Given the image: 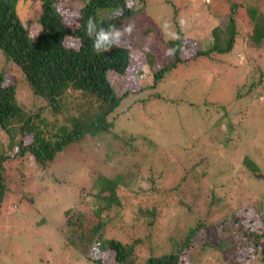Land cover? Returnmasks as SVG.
<instances>
[{
  "label": "rangeland",
  "instance_id": "rangeland-1",
  "mask_svg": "<svg viewBox=\"0 0 264 264\" xmlns=\"http://www.w3.org/2000/svg\"><path fill=\"white\" fill-rule=\"evenodd\" d=\"M82 1H58V8L63 10V20L69 26L77 24L76 7ZM125 1L128 6L133 5V12L128 17H121L118 29L130 27L131 31L123 32L118 44L130 48L131 59L125 74L110 71L108 79L118 94L126 90L128 94L107 115L111 123L110 131L101 135L99 140L81 139L71 143L43 168L30 157L8 163L12 164L11 167L18 166L21 171L8 165L4 170L8 180L0 210V264H97L94 261L97 259L101 264H120L115 260L113 250L109 249L99 256L96 245L88 247L90 238L87 241L77 239L74 246L68 245L59 237L57 229L63 220L62 208L82 199L78 195L80 187L84 186V193L89 189L90 194L97 195L101 193L102 177L110 178L122 171L124 166L134 172L136 167H154L153 178L157 181L154 195L148 202L149 211L152 213L154 209L156 214L155 221L150 228L142 223L139 225L142 237L149 234L157 238L150 243V248L149 243L137 244L139 246L134 254L128 256L124 264H133L134 261L140 264L150 252L154 255L170 253L172 247L166 240L180 237L182 242L190 228L198 222L204 225L192 238L194 245L189 249L194 264H228L234 258L227 255L226 250H216L217 244L235 243L241 247L236 239L241 238L242 230L239 229L237 235L235 225L228 224L224 233L220 226L232 210L245 207L249 213L247 216L256 215L254 207H246L263 198L253 197L264 195V168L262 172L254 173L242 163L243 156L256 153V147L264 141V45L259 49L246 47L242 40L250 28L246 6L253 0ZM233 3H238L235 11L229 6ZM259 4L264 10V0ZM18 5V14L28 35L36 37L40 27L37 22L39 1L19 0ZM229 13L236 18L237 27L231 51L195 56L191 61L179 63L166 72L164 81L152 87L151 81L156 72L176 58L167 43L168 39L181 36L180 42L182 40L185 44L183 48L187 47L182 52L185 57L193 55L195 50L209 51L214 47V41L224 47L228 39L224 29ZM108 14L109 11L105 10L104 15ZM64 43L77 47L78 39L67 36ZM148 51L154 56L153 63H150ZM5 64V58L0 53V70ZM9 64L6 78L16 81L18 71L13 63ZM67 89L61 101L69 115L86 121L102 111L96 97L73 87ZM17 93L18 100L28 110L37 103L25 86H19ZM235 96L239 98L234 102ZM166 98L183 101L174 104ZM240 107L250 109L249 118L246 120L241 116L238 128L233 126L229 130L225 127L226 120L222 119L226 113L230 114L231 108L235 111L231 113L234 118ZM45 116L51 118L49 111L45 112ZM208 129L212 131L208 144L215 146L219 160L215 152L208 157V169L202 176V184L189 181L190 190L173 189L172 186L186 173L181 164L183 160L179 161L177 156L180 151L174 149V144H188L196 137V132L199 134ZM113 134L121 136L115 139ZM127 137L133 138V147L124 142ZM5 138L0 133V142H6ZM107 144L118 149H112L114 154L109 159L105 153ZM139 148L143 149L141 156H132L138 153ZM223 149L228 151L227 155H219V150ZM146 152L149 156L144 155ZM254 159L263 164L264 153L259 150ZM138 161H142L143 166L138 167ZM172 161L175 164L171 165L177 173L172 177L168 173L167 179L161 182L162 173L168 172L171 167L169 162ZM147 188L148 183L136 190ZM183 192L186 202L180 204L176 200ZM217 198L222 199L221 204L212 205V199L214 202ZM89 200L93 198L89 197ZM242 215L238 216L240 222ZM249 223L252 230H259L262 225L260 221ZM233 257H239V253L236 251ZM258 257L264 264L263 251H259Z\"/></svg>",
  "mask_w": 264,
  "mask_h": 264
},
{
  "label": "trees",
  "instance_id": "trees-1",
  "mask_svg": "<svg viewBox=\"0 0 264 264\" xmlns=\"http://www.w3.org/2000/svg\"><path fill=\"white\" fill-rule=\"evenodd\" d=\"M38 1L40 13L37 22L40 27L38 35L32 38L28 35L18 14L19 0H0V53L6 61L0 70V133L6 137V142H0V210L8 180L4 175V170L10 161L30 157L43 168L47 162L53 160L59 152H62L71 143L81 139L99 140L101 135L110 131L111 123L107 120V115L114 111L125 95L128 94L127 90L118 94L110 84L108 74L110 71L125 74L132 54L130 48L116 44L113 40L114 44L111 47L97 52L93 47L96 34L94 32L91 37L88 36L86 26L91 17L96 22L97 31L100 28L107 29L109 25H114L118 29L121 17L130 16L133 12V5L128 6L125 0H83L82 4L76 7L78 12L77 24L69 26L63 20V10L58 8L59 0ZM259 1L253 0L251 4L246 6L250 28L242 37L246 47L255 49L262 48L264 45V10L260 9ZM237 4L229 5L232 11H235ZM105 10L109 11L108 15H104ZM123 11H125L124 15H122ZM224 30L228 36L224 47L218 46L214 41V47L210 48L209 51L195 50L193 55L189 57L182 54L187 47L183 48L185 44L182 40V43L180 42L181 36L168 39L167 43L176 58L156 72L151 81L152 87H156L161 81H164L166 72L179 63L191 61L195 56L210 55L214 52L225 54L231 51L237 34L236 18L232 13ZM67 36L78 39V46L66 45L64 40ZM147 53L150 54V57L146 54L150 63H153L155 61L154 56L150 51ZM9 62L13 63L18 71L16 81L6 78L5 71L10 68ZM22 85L28 89L34 101L37 100V103L32 105L30 110L18 100L17 92L19 86ZM68 87H73L96 97L101 103L102 111L94 118L86 121L69 115L61 101ZM238 98L235 96L233 101H237ZM166 99L173 101V98ZM182 101L175 98L173 102L178 104ZM240 108L238 110L240 112L234 115L235 119L231 115L232 108L230 114L224 115L222 121L226 120L225 127L229 130L233 126L238 128L241 116L248 120L250 109ZM47 111H49L51 118L48 116L46 118L45 112ZM120 136L113 134L115 139L120 138ZM194 136L196 137L188 144H174V149L180 151L177 156L179 161L180 159L183 160L181 164L186 168V173L172 186L173 189L190 190L192 186L187 185L189 181L196 185L202 184L204 181L202 176L208 169V157L212 155V152H215L219 160L215 146L208 144L212 137L211 129L203 133L201 131L199 134L196 132ZM126 139L128 140L124 139V142L129 147H133V138L127 137ZM116 141L118 142V140ZM144 143L149 144L150 142L147 140ZM112 149L118 150L107 144L106 158L112 157L114 154ZM142 150L139 148L138 153L132 156L138 157ZM220 150L219 155L220 153L228 154L227 150ZM255 150L257 155L253 152V154L243 156L242 163L248 170L259 173L263 171L264 163H258L254 158L258 156L259 150L264 153V141H260ZM144 155L149 156V153L146 152ZM136 164L139 167L143 166L144 163L138 161ZM171 164H175V162H169V165ZM8 166L11 167L12 164ZM11 168L21 171L18 166ZM155 169L149 166L143 169L136 167L137 171L134 172L124 166L122 171L113 174L110 178L103 179L102 177L103 185L99 189L101 193L97 195L90 194L91 190L89 189L84 193V186L80 187L78 195H81L82 199L62 208L61 219L63 218V220L57 229L60 233L59 237L71 246L75 245L77 239L87 241L90 238L88 247L96 245L99 256L105 254L109 249L113 250L115 260L120 264H124L127 257L134 254V250L139 246L137 244L149 243L150 248V243L155 242L157 236L152 238V235L145 234L142 237L139 234V225L142 223L143 226L147 225L150 228L156 218L154 209L151 213L148 204L156 188L155 182L157 181L153 178ZM164 173L161 175V182L167 179L168 173L172 177L177 172L171 165L168 172ZM91 176L93 177V175ZM147 183L148 188L146 190H136L145 187ZM160 189L162 188L160 187ZM169 191L171 190L169 189ZM179 194L176 201L185 204L186 201L183 200L186 195L185 192ZM89 197L93 200H89ZM258 198L260 201L251 203L246 207L247 209L254 207L256 215L247 216L249 213L245 211V207L238 211L232 210L229 216L225 218L223 225L220 226L224 233L227 231L228 224L229 226L235 225L237 235L239 229L242 230L240 231L241 238L239 236L236 239L241 247H237L234 245L235 243L227 244L226 242H221V245L217 244L215 247L221 252L222 249L223 251L226 250L227 255L234 258L232 261H228V264H262V259L258 257V253L259 251L264 252V248L261 249L264 240V204L262 203L264 195L252 199ZM221 200L217 198L213 202L212 199L211 204L219 206ZM241 215L242 222L238 218ZM178 221L179 219L177 223ZM247 221H260L263 226L261 225L259 230H252ZM177 223L175 222V225ZM203 225L202 222H198L192 226L189 234L185 235L182 242L179 240L180 237H171L170 241L166 240V243L171 244L172 247L170 253L154 255L150 252L147 255L149 257L140 264H194L189 249L194 245L192 238H195L196 233ZM129 238L132 239L129 241ZM236 251L239 253V257H233ZM243 253H247V256H243ZM94 261L101 264L99 259ZM133 264L139 263L134 261Z\"/></svg>",
  "mask_w": 264,
  "mask_h": 264
},
{
  "label": "clouds",
  "instance_id": "clouds-1",
  "mask_svg": "<svg viewBox=\"0 0 264 264\" xmlns=\"http://www.w3.org/2000/svg\"><path fill=\"white\" fill-rule=\"evenodd\" d=\"M86 31L87 35L90 37L95 32L96 38L93 47L94 50L99 52L101 50H107L109 47H111L114 44L113 39H115V43L118 44L123 32H130L131 28L127 27L123 30H120L117 29L114 25H109L107 29L100 28L99 31H97L96 22L90 17L87 21Z\"/></svg>",
  "mask_w": 264,
  "mask_h": 264
}]
</instances>
